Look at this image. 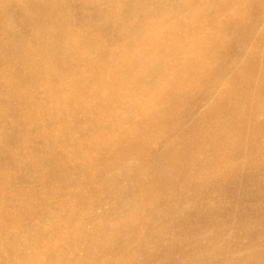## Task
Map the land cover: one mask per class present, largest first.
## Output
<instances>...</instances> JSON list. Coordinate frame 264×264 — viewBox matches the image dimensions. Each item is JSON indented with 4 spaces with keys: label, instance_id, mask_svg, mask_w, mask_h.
Instances as JSON below:
<instances>
[{
    "label": "bare ground",
    "instance_id": "1",
    "mask_svg": "<svg viewBox=\"0 0 264 264\" xmlns=\"http://www.w3.org/2000/svg\"><path fill=\"white\" fill-rule=\"evenodd\" d=\"M263 117L264 0H0V264L259 258Z\"/></svg>",
    "mask_w": 264,
    "mask_h": 264
},
{
    "label": "rangeland",
    "instance_id": "2",
    "mask_svg": "<svg viewBox=\"0 0 264 264\" xmlns=\"http://www.w3.org/2000/svg\"><path fill=\"white\" fill-rule=\"evenodd\" d=\"M197 110V108H194V111ZM196 112V111H195ZM264 119L261 118L260 120ZM47 124H56V122L50 120V121H47ZM254 191V190H253ZM255 192V191H254ZM257 192V191H256ZM229 194L231 196H233L232 192H229ZM260 194V193H258ZM240 197L238 198V201L240 200L241 202L242 199H241V195H239ZM261 199V200H260ZM260 199H258V203H261L262 207H260L259 209H257L255 212L249 210L248 208L244 207V206H240L239 208H235L233 205H235L234 203L232 204V201L230 200L231 204H226L227 205V212L231 213V210L235 211L236 214L239 213L238 215V218H244V217H247L249 218L247 220L249 226H250V229L247 231L248 234H247V238L244 239L242 242H241V245H243L242 247L244 248L246 245H249L250 247L253 246L254 248H256L260 253L258 254L259 255V258L258 257H249V259L242 263V264H264V197L262 195H260ZM229 202V203H230ZM223 203V202H222ZM239 204H247V203H239ZM230 205V206H229ZM250 205H253L250 204ZM233 214L231 215H223V218L221 217V219L225 222H228V224H226L224 227L227 231H230V227L232 224L229 223L230 221V217L232 216ZM187 224L189 223L186 222ZM192 229L195 230V228L193 226H189V230L187 231V233L184 235L182 234L183 236V239L180 240V243L182 245V251L180 252L181 253V261L185 258H187L188 256V252H190V247L185 243V241H191V240H195L196 238H198L197 234L195 235L196 232H198L199 229H197L195 231V233L192 231ZM224 233L222 234V237H223ZM187 239V240H185ZM220 241V240H219ZM218 241V242H219ZM221 245H225V246H230V247H233L235 245V242L231 239H228V240H225L222 243H220Z\"/></svg>",
    "mask_w": 264,
    "mask_h": 264
}]
</instances>
